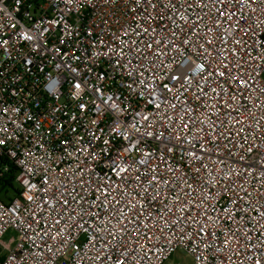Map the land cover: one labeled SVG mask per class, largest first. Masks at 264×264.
<instances>
[{"label": "built area", "instance_id": "obj_1", "mask_svg": "<svg viewBox=\"0 0 264 264\" xmlns=\"http://www.w3.org/2000/svg\"><path fill=\"white\" fill-rule=\"evenodd\" d=\"M11 164L0 264H264V0H0Z\"/></svg>", "mask_w": 264, "mask_h": 264}, {"label": "rangeland", "instance_id": "obj_2", "mask_svg": "<svg viewBox=\"0 0 264 264\" xmlns=\"http://www.w3.org/2000/svg\"><path fill=\"white\" fill-rule=\"evenodd\" d=\"M9 195H14V188L9 187ZM15 236V231L10 230L6 236L5 239L8 240L9 238ZM164 264H192V258L191 256L184 250L178 249L170 256L168 260L165 261Z\"/></svg>", "mask_w": 264, "mask_h": 264}, {"label": "trees", "instance_id": "obj_3", "mask_svg": "<svg viewBox=\"0 0 264 264\" xmlns=\"http://www.w3.org/2000/svg\"><path fill=\"white\" fill-rule=\"evenodd\" d=\"M11 166H12V169H11L10 173H6L4 175V177L0 179V195L1 196H4V194L6 193V190L4 187H7V186L13 187V185H14L13 173H15V166L13 164H11Z\"/></svg>", "mask_w": 264, "mask_h": 264}]
</instances>
